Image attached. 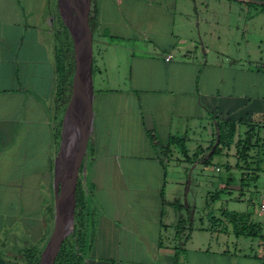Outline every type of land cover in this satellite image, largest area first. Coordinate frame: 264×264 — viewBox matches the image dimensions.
Segmentation results:
<instances>
[{
	"label": "crops",
	"instance_id": "0c3cea01",
	"mask_svg": "<svg viewBox=\"0 0 264 264\" xmlns=\"http://www.w3.org/2000/svg\"><path fill=\"white\" fill-rule=\"evenodd\" d=\"M93 2L100 54L78 178L92 157L80 264H263L264 0ZM62 29L59 0H0L4 259L33 242L42 253L55 225ZM103 157H118L116 169ZM119 157L150 165L126 173Z\"/></svg>",
	"mask_w": 264,
	"mask_h": 264
},
{
	"label": "water",
	"instance_id": "95a60500",
	"mask_svg": "<svg viewBox=\"0 0 264 264\" xmlns=\"http://www.w3.org/2000/svg\"><path fill=\"white\" fill-rule=\"evenodd\" d=\"M92 0H59L75 55L73 92L67 106L60 148L55 161V225L41 253L40 264H55L66 238L75 228L76 189L94 121Z\"/></svg>",
	"mask_w": 264,
	"mask_h": 264
},
{
	"label": "trees",
	"instance_id": "16d2710c",
	"mask_svg": "<svg viewBox=\"0 0 264 264\" xmlns=\"http://www.w3.org/2000/svg\"><path fill=\"white\" fill-rule=\"evenodd\" d=\"M90 27L95 33L98 25V7L94 4V9L90 14ZM62 31L58 34V43L55 45V60L57 69V86L55 89V100H54V114L55 120L59 119L60 129L57 130V136H61L63 114L67 109V106L71 100L73 92V78L75 73V55L73 50V42L70 31L62 19ZM93 72L95 73V59L93 60ZM171 140H173L171 138ZM247 142H244L241 149L247 151ZM243 154V152H241ZM245 155V154H243ZM242 155V156H243ZM248 157H239L240 163L244 165L248 163ZM85 184L83 182L78 183L77 187V210L76 212V223L74 231L66 238L62 248L56 258L55 264H80V256L78 252L82 249L85 244V234L83 228H85V217L84 210L86 208V199L82 193V187ZM253 229V228H249ZM79 247V248H77ZM31 248L29 249V251ZM41 253V251L39 252ZM28 261L31 263L40 264V255H29L27 256ZM26 262V264L28 263ZM0 264H16L3 258L0 254ZM264 264V261H263Z\"/></svg>",
	"mask_w": 264,
	"mask_h": 264
},
{
	"label": "rangeland",
	"instance_id": "374dc122",
	"mask_svg": "<svg viewBox=\"0 0 264 264\" xmlns=\"http://www.w3.org/2000/svg\"><path fill=\"white\" fill-rule=\"evenodd\" d=\"M93 9H94V2L92 0L91 1V6H90V14L92 13ZM90 14H89V19H90ZM89 24H90V20H89ZM108 32L109 31H106V33H108ZM99 47H100V45H99V35L95 32V33H93V52H94V59H95V71H97L96 70V68H97L96 64H97V62H99V54H100ZM117 53H118V56L121 59V61H123L124 53L122 52V49H120V47L117 49ZM96 79H97V77H96ZM51 116H52V114H51ZM52 117L54 119V122L56 121V129H60V124H58L59 123V119L57 120V118H56V120H55V114ZM112 150H114V149H112ZM137 152H139V150H137ZM91 158L92 157H89L87 159V161H86V163L84 165V169L85 170H83V176H84L83 180H85V184H86L85 186H87V187H89V185L91 186V184L89 183V180H88L89 176L87 174V171L89 173V169H90L91 164H92ZM119 158L121 159L122 170H124V172H126V173H130V172L131 173H138V172H140V171H142L144 169H147L149 167V165H150L149 163L142 161L141 157H119ZM116 159L118 160V157H103V161L104 162L106 161L108 163L110 169L111 168H113V169L115 168L116 169V167H117ZM55 161H56V157H55ZM215 162H216V164H220L221 166H223V170L224 171L226 170V168L224 167L225 162H226L224 157H216L215 158ZM170 165L172 167L173 166L176 167L177 164H176L174 159L170 160ZM85 167L88 170H86ZM128 171H130V172H128ZM263 182H264V175L263 176L260 175L259 176V184H263ZM75 222H76V219H75ZM41 247H42V242H33V243H31V245H29V248H31V250L23 252L24 256L26 258L25 257H16V259L12 258V259H6V260L14 262L16 264H26V262L28 261L27 256H29V255H40V259H41V253H39L41 251ZM77 248H79V247H77ZM14 254H17V253L14 252ZM27 264H36V263H31V262L28 261Z\"/></svg>",
	"mask_w": 264,
	"mask_h": 264
},
{
	"label": "built area",
	"instance_id": "2783aa9c",
	"mask_svg": "<svg viewBox=\"0 0 264 264\" xmlns=\"http://www.w3.org/2000/svg\"><path fill=\"white\" fill-rule=\"evenodd\" d=\"M263 69H264V64H263ZM263 175H264V172H263ZM260 208H261V210L264 212V200H263V202L261 203Z\"/></svg>",
	"mask_w": 264,
	"mask_h": 264
},
{
	"label": "flooded vegetation",
	"instance_id": "af4514ba",
	"mask_svg": "<svg viewBox=\"0 0 264 264\" xmlns=\"http://www.w3.org/2000/svg\"><path fill=\"white\" fill-rule=\"evenodd\" d=\"M80 171H81V169H80ZM77 185H78V183H77Z\"/></svg>",
	"mask_w": 264,
	"mask_h": 264
}]
</instances>
